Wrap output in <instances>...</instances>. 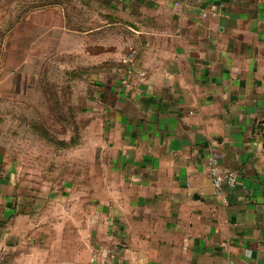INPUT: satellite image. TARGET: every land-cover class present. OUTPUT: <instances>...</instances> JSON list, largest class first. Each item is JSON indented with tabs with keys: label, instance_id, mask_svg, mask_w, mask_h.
I'll list each match as a JSON object with an SVG mask.
<instances>
[{
	"label": "crops",
	"instance_id": "0c3cea01",
	"mask_svg": "<svg viewBox=\"0 0 264 264\" xmlns=\"http://www.w3.org/2000/svg\"><path fill=\"white\" fill-rule=\"evenodd\" d=\"M3 2L0 88L32 70L9 57L70 38L95 138L86 197L71 173L51 189L47 171H0V264H264V0H84L82 47L80 0L71 27L62 0ZM210 158L238 176L227 202Z\"/></svg>",
	"mask_w": 264,
	"mask_h": 264
},
{
	"label": "rangeland",
	"instance_id": "374dc122",
	"mask_svg": "<svg viewBox=\"0 0 264 264\" xmlns=\"http://www.w3.org/2000/svg\"><path fill=\"white\" fill-rule=\"evenodd\" d=\"M13 1L4 0L3 10L13 5ZM62 1L65 27H71L72 0ZM79 4V25L73 27L80 31L82 47L89 18L84 0ZM29 9V5L21 4L16 10L27 12ZM94 26L102 28L104 24L97 21L89 27ZM55 35L58 34L49 37L48 43L53 48L48 49L46 56L9 57L13 64L29 60L32 70L16 72L15 76L12 75L13 80L5 81L4 87L1 85L0 171L12 166L10 161L13 160L23 163L27 170L33 169L35 174L47 171V178L51 180L47 188L51 189L61 186L63 177L64 180L69 177L65 181L73 187L68 176L71 173L76 197H86L89 143L95 137H91L87 129L85 112L78 110V103L74 106L73 102L77 96L84 95L82 92L89 73L86 50L78 58L71 56L66 48L71 47L72 40L64 37L62 55L59 53L61 42L56 41Z\"/></svg>",
	"mask_w": 264,
	"mask_h": 264
},
{
	"label": "built area",
	"instance_id": "2783aa9c",
	"mask_svg": "<svg viewBox=\"0 0 264 264\" xmlns=\"http://www.w3.org/2000/svg\"><path fill=\"white\" fill-rule=\"evenodd\" d=\"M135 61V54L134 52L129 53L124 58V63L131 64ZM0 95H1V88H0ZM208 168H209V175L212 180V186L214 189L215 194L218 197L224 199L227 202V198L224 196V190L226 188L233 189L237 186L238 183V176L234 172H223L218 165V162L215 158H210L208 160Z\"/></svg>",
	"mask_w": 264,
	"mask_h": 264
}]
</instances>
